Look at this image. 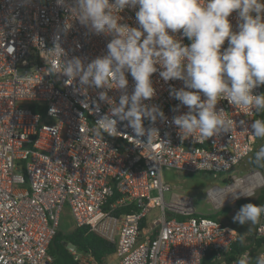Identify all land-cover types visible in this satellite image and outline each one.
I'll list each match as a JSON object with an SVG mask.
<instances>
[{
	"label": "built area",
	"instance_id": "obj_1",
	"mask_svg": "<svg viewBox=\"0 0 264 264\" xmlns=\"http://www.w3.org/2000/svg\"><path fill=\"white\" fill-rule=\"evenodd\" d=\"M73 2L0 0V264H54L49 248L67 210L76 227L88 226L116 245L114 264H203L209 249L230 250L238 231L198 214L187 195L174 192L166 201L173 187L163 169L232 171L255 151L251 124L264 117L223 99L217 110L234 121L232 133L202 143L191 136L182 139L173 119L189 109L171 90L183 88L184 82H165L158 71L151 77L155 95L144 103L157 106L166 119H144L146 131L140 137L119 120L118 135L97 136L91 129L111 109L99 93L106 91L119 103L122 91L81 86L79 78L69 82L63 73L48 69V52L57 43L64 62L79 57L87 65L105 55L113 39L82 26L69 11ZM137 10L119 12L120 23L138 27ZM229 20L238 31L237 12ZM173 35L191 43L182 33ZM52 63L61 70L60 59ZM128 80L131 95L135 82L130 74ZM253 94H263V86ZM151 129L158 133L149 142ZM256 173L261 171L229 175L233 182L210 187L208 200L219 208L218 198L237 183L253 181ZM125 208L130 210L119 211ZM255 236L264 238V217ZM69 251L81 263L96 264L90 252L73 246Z\"/></svg>",
	"mask_w": 264,
	"mask_h": 264
},
{
	"label": "clouds",
	"instance_id": "obj_2",
	"mask_svg": "<svg viewBox=\"0 0 264 264\" xmlns=\"http://www.w3.org/2000/svg\"><path fill=\"white\" fill-rule=\"evenodd\" d=\"M57 3L63 6L65 0ZM125 8L138 9V27L120 23L118 13ZM69 11L90 33L113 36L107 53L87 65L79 57L64 62L65 52L59 43L48 52L49 73L61 72L69 82L79 78L81 86L122 91L119 103L106 91L99 93V100L107 102L111 109L110 115L103 116L91 129L97 136L118 135L119 120L127 121V127L140 137L146 131L144 119H166L157 106L144 103L155 95L151 77L158 71L165 82H184L183 88L171 90L189 109L173 119L182 139L191 136L202 143L218 134L232 133L234 121L225 117L223 109L217 110L223 99L253 114H264V94H253V89L264 86V0H74ZM233 12L238 14V31L233 30L229 20ZM175 33H182L191 43L183 44ZM225 41L227 48H223ZM54 59L61 60V70L52 63ZM128 74L135 82L131 95L127 93ZM55 112L52 109L50 114ZM153 132L158 133L156 129L149 130V142ZM249 133L255 140L264 141V118L255 119ZM248 162L264 169V143ZM229 194L234 199L251 197L248 189L239 184L232 186L225 199ZM262 217L264 205L247 203L233 221L249 225L250 232ZM246 234H241V245ZM253 261L264 264V251L255 258L241 255L236 264Z\"/></svg>",
	"mask_w": 264,
	"mask_h": 264
},
{
	"label": "trees",
	"instance_id": "obj_3",
	"mask_svg": "<svg viewBox=\"0 0 264 264\" xmlns=\"http://www.w3.org/2000/svg\"><path fill=\"white\" fill-rule=\"evenodd\" d=\"M260 115L264 117V114ZM258 147L259 146H257L256 149ZM249 167L251 170H260L261 172L264 171V169L257 168L250 163ZM247 203L264 205V188L259 190L256 193L255 197L240 198L237 200L236 204L239 208H241ZM123 210L129 211L130 209L125 208L119 211ZM224 211L225 217L228 218V209H225ZM211 216L215 219L223 221V219L221 218V216L218 215V213L213 214ZM145 225L146 221H143L142 227ZM257 226L258 225L253 226L251 234L246 235L244 245H241L240 243L241 234H244V232H240L237 241L232 244L230 250L218 251L215 248L209 249L205 258L203 259V264H236L237 259L241 255H244L246 253H248L249 255H254L255 253L258 254L260 251H263L264 238H258L255 236ZM71 246L76 247L79 251L92 253L95 258L96 264H109V256L115 254L117 250L116 245L114 243L101 237L97 233L90 231L88 226L75 227L69 232H64L61 230V228H59V231L57 232V235L53 239L49 248L50 253L54 257V264H84L78 260H75L73 254L69 251V247Z\"/></svg>",
	"mask_w": 264,
	"mask_h": 264
},
{
	"label": "rangeland",
	"instance_id": "obj_4",
	"mask_svg": "<svg viewBox=\"0 0 264 264\" xmlns=\"http://www.w3.org/2000/svg\"><path fill=\"white\" fill-rule=\"evenodd\" d=\"M264 91V86H263ZM264 141L256 140V146H259ZM164 178L167 182H169L172 185V192H167L165 194L166 201H168L172 195V193L177 192L183 195H187L192 198L194 208L198 214L210 216L213 214L218 213L219 216L223 219V221L233 228L237 229L238 233L244 232L247 233L246 235L251 234L250 232H247L249 229V225H240L238 222L233 221V217L236 215V213L239 211V207L237 206V200L235 199L233 201H229L226 204L220 206L219 208H215L214 205L208 200V194L207 191L210 187L214 185L219 186H225L226 184L232 183V178L229 177V175H237V176H243L247 174L248 172L252 171L249 167L248 163V157L242 161L239 165L235 166L232 171L229 172H202V173H194L189 174L188 172L174 170V169H167L164 168ZM264 178V171L261 172ZM264 188V184L260 187H258L255 190L254 195L251 197H245V198H252L256 196V193ZM240 198H243L242 196ZM239 198V199H240ZM225 209H228V218L225 217ZM159 211L158 209H155L153 211V214H157ZM75 221L74 218L70 212V210H67L65 215L62 217L61 222V230L64 232H69L72 229H74ZM252 255V254H251ZM246 255L249 258H255L256 253L254 255ZM111 264V263H110ZM254 264V261H253Z\"/></svg>",
	"mask_w": 264,
	"mask_h": 264
},
{
	"label": "bare ground",
	"instance_id": "obj_5",
	"mask_svg": "<svg viewBox=\"0 0 264 264\" xmlns=\"http://www.w3.org/2000/svg\"><path fill=\"white\" fill-rule=\"evenodd\" d=\"M263 180H264L263 175L261 173H256L255 174V179L253 181H251V182L244 181L243 183H237V184L243 185L244 187H246L248 189V191L250 192V194H251L252 190L255 187L263 184ZM231 190H232V188L229 189V191H231ZM230 195L231 194H229L226 199H225V197L224 198H218L216 203L219 204V205H222V202H223L224 199H225V201H224V203H225V202L229 201L230 198L233 197L232 195L230 197Z\"/></svg>",
	"mask_w": 264,
	"mask_h": 264
},
{
	"label": "crops",
	"instance_id": "obj_6",
	"mask_svg": "<svg viewBox=\"0 0 264 264\" xmlns=\"http://www.w3.org/2000/svg\"><path fill=\"white\" fill-rule=\"evenodd\" d=\"M237 230V229H236ZM248 253H246V254H244L245 256L247 255ZM249 255V254H248ZM116 260H117V257H116V254H113V255H111V256H109V258H108V261H109V264L111 263V264H114L115 262H116Z\"/></svg>",
	"mask_w": 264,
	"mask_h": 264
}]
</instances>
